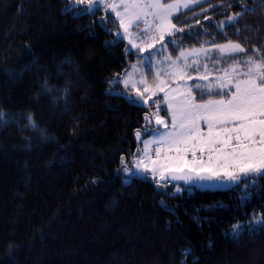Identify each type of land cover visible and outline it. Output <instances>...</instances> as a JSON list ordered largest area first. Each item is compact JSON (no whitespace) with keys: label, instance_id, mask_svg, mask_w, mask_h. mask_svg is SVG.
<instances>
[{"label":"trees","instance_id":"obj_1","mask_svg":"<svg viewBox=\"0 0 264 264\" xmlns=\"http://www.w3.org/2000/svg\"><path fill=\"white\" fill-rule=\"evenodd\" d=\"M71 3L0 0V264H264L261 176L171 192L117 171L161 105L115 94L127 89L110 79L141 56L113 15ZM174 22L171 53L229 40L264 53V0H205Z\"/></svg>","mask_w":264,"mask_h":264},{"label":"snow or ice","instance_id":"obj_2","mask_svg":"<svg viewBox=\"0 0 264 264\" xmlns=\"http://www.w3.org/2000/svg\"><path fill=\"white\" fill-rule=\"evenodd\" d=\"M191 3L199 4L200 0H173L172 3H163L162 0H120L119 4H105L104 0H89L86 8L70 6L64 11H75L78 15L94 13L99 10L100 5H103L106 10L110 9L114 12L119 19V26L123 29V33H118V36L121 39L129 37L131 47L137 52H144L146 49H153L155 42L164 41L166 36L169 37V43H176L174 39L176 34L183 33L185 30L173 24L172 19L178 18L179 12L189 8ZM233 3H239V0H233ZM253 10L245 7L244 12L228 16L227 20L221 21L219 26L221 28L225 25L235 27L240 16ZM141 23L144 27L139 29ZM132 27L138 28L139 31L130 32L129 29ZM141 35L149 36L152 43L146 46L142 43H134L133 40ZM161 47L165 48L166 45L161 44ZM247 51L241 44L230 40L210 48L202 45L200 48L181 50L175 59H172L170 55L165 56L164 67L155 66L153 78L158 83L153 86L148 85L147 78L142 72L138 81L131 79L135 71L126 73L123 81L119 76L113 78L112 84L119 85L123 82L126 89L129 86L136 89L137 84L144 88V92L137 90L134 97L123 91L115 93L128 98L130 103L138 106L146 103L143 100L144 93L156 96L157 92H163L164 103L171 117V127H169L163 118H159V108H157L156 124L162 125L164 130L162 131L159 127L152 130L153 138L144 141L143 149H138L143 153L135 162L138 171L150 173L153 178L159 175L161 179L170 178L193 183L217 179L236 182L241 177L253 175L264 178V53L257 48L252 49V55H248ZM212 52L218 53L222 58L233 59L234 63L226 68L218 69L222 75L218 76L215 82L209 80L207 64L203 65V75L198 74L193 77L188 74V69L199 73L201 67L199 57L202 54L207 59ZM241 54L246 58L236 59ZM192 57L196 59H191L189 62ZM143 63L150 69L154 67L151 56ZM160 63V61L156 62L157 65ZM132 68L136 70L137 65H132ZM162 75L177 82V86L165 91L167 82L161 79ZM189 80L203 81V83L195 82L189 85ZM45 90L52 91L54 86L49 87L45 82ZM214 90L216 95L222 97L227 95L228 98L203 100L205 94L211 96ZM194 92L201 94L203 102H197ZM153 103L157 101L154 100ZM202 125L206 126V132ZM30 126L36 127L34 122ZM144 132H148V129L145 128ZM136 136L139 139L141 132L137 131ZM149 145L158 146L155 149L156 160H151V166L145 163V158L151 159ZM189 155L191 159L188 158ZM121 163H124L123 159ZM117 171L136 174L126 166ZM161 203L164 202L161 201ZM262 222L264 217L258 218L255 223ZM248 231L251 232L254 229L249 228ZM240 235L241 231L237 226L233 229L232 236L237 239ZM184 254H191V250H184ZM181 264L185 262L181 261Z\"/></svg>","mask_w":264,"mask_h":264},{"label":"rangeland","instance_id":"obj_3","mask_svg":"<svg viewBox=\"0 0 264 264\" xmlns=\"http://www.w3.org/2000/svg\"><path fill=\"white\" fill-rule=\"evenodd\" d=\"M203 1H205V0H200V3L203 2ZM104 2H105V4H108V3L119 4L120 0H104ZM162 2L163 3H172L173 0H162ZM88 4H89V0H72V3L69 5V8H70V6L71 7L81 6L82 8H86V7H88ZM195 5H197V4L196 3H191L189 8L182 9L180 12L186 11V10L194 7ZM99 9H101L104 12L109 13V14L114 16L115 20L117 21V25L115 26V36L117 38H120V36H118V33L122 34L123 33V29L120 28L119 19L115 16V13L112 12L110 9L106 10L103 5H100ZM119 10L123 11V9H119ZM231 15H233V14H231ZM227 18L228 17L223 18V19H221V21H226ZM172 23L175 24L174 18L172 19ZM219 25H220V23H219ZM143 27H144V25H143V23H141L139 25V29H142ZM139 29L136 28V27H132V28L129 29V31L133 32V33H137L139 31ZM123 39L126 40L129 51H136V49L132 48L131 45L129 44V37H124ZM174 39H175V37H174ZM168 41H169V37L166 36L164 41H162V42L156 41L155 42V47L153 49H146V51H144V52H138L141 57H140L139 60L135 61L132 64V65H137V69L134 70L132 68V66H131V69L125 70L126 72L124 71L119 76L121 78V81H123V79L125 78L126 73H132L134 71H135V75L132 76L131 79L138 81L140 79L141 72H142L147 78L148 85L149 86H153L156 83H158V81H156L153 78V74L155 72V66L164 67L165 66V62L163 61V58L165 56H169L170 55L172 57V59H175V57L179 54V52L181 50H191V49H194V48H200L202 46V45L201 46L200 45H195L194 47L181 48L179 50H176L174 53H171V51L169 49V42ZM175 41H176V39H175ZM133 42L137 43V44H141L142 43V44H144L146 46L148 43H152V40H151V38L149 36L141 35V36H139L138 39H134ZM166 42H168V43H166ZM232 42H235V41H232ZM225 43H227V42L217 43V44H225ZM235 43H237V42H235ZM161 44H165L167 47L162 48ZM214 45H216V44H209V45H203V46L206 47V48H210V47H213ZM167 48H168V50H167ZM149 56H151L152 63L154 65V67H152L151 69L149 68V66L147 64L143 63V61L146 58H148ZM245 58L246 57L243 54H241L240 56L236 57V59H245ZM191 59H196V57L190 58L189 62H191ZM199 60H200V64H201L199 73H197L196 71H194L192 69H188L187 70L188 74L193 76V77H196L198 74L199 75H203L204 74L203 65L207 64L209 80L212 81V82H215L216 78L218 76L222 75V72L218 71V69L226 68L228 65L234 63L233 59L222 58L216 52L210 53L209 54V58H207V59H205L204 56L201 54V56L199 57ZM157 61H160L161 63L159 65H157L156 64ZM217 61H219V63H217ZM161 79L165 80L167 82V87L165 88V91H167L168 88H175L177 86V82L171 80L169 77H166V76L162 75ZM112 80L113 79H110V81H112ZM195 82L203 83V81L189 80L188 84L191 85V84H193ZM121 84L124 85L123 82H121ZM137 90H139L140 92H144V88L142 86H140L139 84H137V88L136 89H132L131 86H129V88L127 89L126 93H128L130 96L134 97L135 96V92ZM225 91L227 92L228 90H225ZM194 95L196 96L198 103L203 102V100H208V99H221V98L227 99L228 98L227 96H223L222 97L220 95H216L215 94V90L213 91V94L211 96L205 94L203 96V100H201V94L199 92H194ZM143 100L146 101V103H142L141 105L147 106V105H149L150 103H152L155 100V101H157L156 104L157 105H161V106H155L151 110L150 116H147L148 119H147L146 128L148 129V132L140 131L141 132V136L138 139V149H143L144 148V141H148V140H151L153 138L152 130H154L157 127H159L162 131L164 130L162 125H157L156 124L157 108H159V112H158L159 118H163L165 120V122L169 125V127H171V117H170V115H169V113L167 111V105L164 103V93L163 92H157L156 96H152L150 93H144ZM161 110H165V112H162ZM202 128H203V130L205 132L207 131L206 126L202 125ZM154 146H157V145H149V149L151 150ZM138 149L136 151V154L133 156L131 162L127 163V164H125L123 166V167L126 166L129 169H132L133 173H136V174L133 175L132 173H128V172H123L122 171L124 174H126L128 177H131V176L148 177L151 180H153L158 187H164V189L170 190L171 192H181L182 190L186 189L185 186H183L182 184H179V183H161V182L157 183L159 175H157L156 178H153L150 173H144V172L138 171L136 169V167H135V162H136V160L140 159L141 156L143 155V153L138 151ZM149 156H150L151 159L145 158V163H148L151 166V160H156V158H152L151 157L150 151H149Z\"/></svg>","mask_w":264,"mask_h":264},{"label":"water","instance_id":"obj_4","mask_svg":"<svg viewBox=\"0 0 264 264\" xmlns=\"http://www.w3.org/2000/svg\"><path fill=\"white\" fill-rule=\"evenodd\" d=\"M246 178V177H241ZM229 181L227 179H217L213 181H197L195 183L193 182H188V181H183V180H171L170 178L168 179H161L160 176L158 178L159 182L161 183H179L182 185H185L187 187H194L199 190H209V191H223L230 189L237 185L240 181Z\"/></svg>","mask_w":264,"mask_h":264},{"label":"crops","instance_id":"obj_5","mask_svg":"<svg viewBox=\"0 0 264 264\" xmlns=\"http://www.w3.org/2000/svg\"><path fill=\"white\" fill-rule=\"evenodd\" d=\"M227 42H228V41H227ZM166 43H167V42H166ZM220 43H223V42H220ZM211 44H216V43H211ZM202 45H209V44H202ZM194 46H195V45H193V46H187V47H194ZM200 46H201V45H200ZM166 47H167V46H166ZM187 47H184V48H187ZM167 50H168V48H167ZM135 52H136V51H135ZM137 53H138V52H137ZM137 60H139V59H137ZM137 60H135V61H137ZM135 61H134V62H135ZM134 62H133V63H134ZM133 63H132V64H133ZM131 66H132V65H131ZM131 66H130V68H128V69H131ZM125 72H126V71H125ZM123 86H124V85H123ZM128 88H129V87H128ZM128 88H127V89H128ZM225 96H227V95H225ZM155 147H157V146H154V147L150 150V153L152 152V150L155 149ZM151 157H152V156H151ZM152 158H153V157H152Z\"/></svg>","mask_w":264,"mask_h":264},{"label":"built area","instance_id":"obj_6","mask_svg":"<svg viewBox=\"0 0 264 264\" xmlns=\"http://www.w3.org/2000/svg\"><path fill=\"white\" fill-rule=\"evenodd\" d=\"M155 157H156V155H155V152H154V154H153ZM189 159H191V156L189 155V157H188ZM207 157L205 156V159H206Z\"/></svg>","mask_w":264,"mask_h":264}]
</instances>
